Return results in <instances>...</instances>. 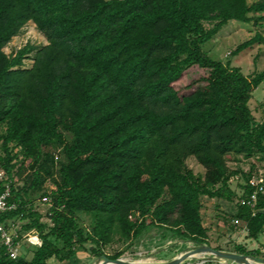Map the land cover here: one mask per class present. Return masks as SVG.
<instances>
[{
    "label": "trees",
    "instance_id": "trees-1",
    "mask_svg": "<svg viewBox=\"0 0 264 264\" xmlns=\"http://www.w3.org/2000/svg\"><path fill=\"white\" fill-rule=\"evenodd\" d=\"M232 21L263 25L264 0H0V169L17 205L0 223L21 225L25 250L12 259L0 242V264L65 263L79 252L115 260L150 228L210 246L202 199L233 201L238 176L232 218L251 240L264 234V194L255 215L240 203L253 192L255 165L247 173L228 165L264 161V120L250 108L264 70L246 76L204 50ZM30 22L48 44L7 54ZM195 68L205 75L177 86ZM44 199L46 221L36 209ZM115 243L124 250L106 255Z\"/></svg>",
    "mask_w": 264,
    "mask_h": 264
},
{
    "label": "rangeland",
    "instance_id": "rangeland-1",
    "mask_svg": "<svg viewBox=\"0 0 264 264\" xmlns=\"http://www.w3.org/2000/svg\"><path fill=\"white\" fill-rule=\"evenodd\" d=\"M260 0H248L249 4H253ZM210 27V25H207ZM260 34L264 39V24L256 26L253 23L244 24L236 21L230 22L225 26L220 33L212 41L204 46V50L215 60L222 61L227 64L230 63L232 67L240 68L246 76H252L257 72L264 70V40L256 43L251 48L242 51L238 55H234L233 52L244 42L256 37ZM48 44L47 39L37 29L33 22L28 23L22 32L15 37L12 42L6 47L5 52L9 55L15 54L25 46H31L33 48H41ZM34 51L26 60L25 67L31 68L33 65ZM205 75V72L200 69H193L186 75L177 86H182L190 79L199 78ZM250 108L258 122L264 120V83L253 93V97L250 101ZM232 170H243L249 172L252 165H255L253 172V178H264V161L258 158H253L242 162L230 161L228 163ZM187 166L194 171L197 175H203L205 173L204 168L197 162L195 158H189L187 160ZM242 182L240 176L235 177L231 186L237 193V197L233 201L224 199H209L203 198V225L209 230V246L215 250L222 252H235V246L244 244L249 251L260 250L262 257L257 259H264V234L260 236L258 240H251L248 237V228L246 224L233 220V216L238 211V202L243 192L238 187ZM46 199L38 200L36 202V209L44 216L46 221V214L49 211V206L46 203ZM82 223L88 230H92V219L88 215L83 214L80 216ZM14 223L13 221L10 222ZM20 227L21 225L18 224ZM17 228V230L19 229ZM165 232L157 228H150L147 230L140 239L134 242V246L126 250L121 258L128 261H143L148 263H162L161 259L171 258L179 256L185 253L186 250H193V248L200 245L194 243H184L176 238L166 237ZM35 237V236H31ZM166 237V238H165ZM29 238H27L28 240ZM34 244L36 245L37 238H34ZM243 246V245H242ZM30 247V246H29ZM122 244L115 243L105 248L106 255L113 256L117 252L123 251ZM24 246L21 248V254H24ZM236 253V252H235ZM31 257V255H30ZM206 258L209 255L204 256ZM252 257V256H251ZM256 258V257H254ZM102 258H92L90 254L86 252H79L77 257L71 261L63 264H98ZM224 260V259H222ZM186 262L203 263L206 262L204 258L189 259Z\"/></svg>",
    "mask_w": 264,
    "mask_h": 264
},
{
    "label": "built area",
    "instance_id": "built-area-1",
    "mask_svg": "<svg viewBox=\"0 0 264 264\" xmlns=\"http://www.w3.org/2000/svg\"><path fill=\"white\" fill-rule=\"evenodd\" d=\"M250 185L253 188V192L247 199L241 200V205H247L253 209V215L256 214L257 204L260 195L264 194V178L255 177L250 181ZM12 199V189L11 184L8 182L7 174L4 170L0 169V216L8 212H13L17 209V205L11 202ZM238 222V221H237ZM15 223H0V242L5 246L8 255L12 259H17L20 255V245L17 243L18 230ZM38 241L36 245L40 244V240L35 236ZM29 237L28 242L34 244V238ZM204 263V262H203ZM199 263V264H203Z\"/></svg>",
    "mask_w": 264,
    "mask_h": 264
},
{
    "label": "water",
    "instance_id": "water-1",
    "mask_svg": "<svg viewBox=\"0 0 264 264\" xmlns=\"http://www.w3.org/2000/svg\"><path fill=\"white\" fill-rule=\"evenodd\" d=\"M195 254H201V255H209L208 258L205 257V260H229L236 264H264V259H257L251 256L241 255L238 253H230V252H222L215 250L209 246L206 245H200L198 247L193 248V250H186L185 253L180 254L177 256L174 260L169 262H162L157 264H183L189 259H195L197 256ZM103 260L102 264H137L141 262L140 264H154V263H148L143 261H134V262H128V260L124 258H119L112 260L106 256L102 257V259L99 260L101 262Z\"/></svg>",
    "mask_w": 264,
    "mask_h": 264
},
{
    "label": "crops",
    "instance_id": "crops-1",
    "mask_svg": "<svg viewBox=\"0 0 264 264\" xmlns=\"http://www.w3.org/2000/svg\"><path fill=\"white\" fill-rule=\"evenodd\" d=\"M243 246H245L244 244H241ZM246 247V246H245ZM247 248V247H246ZM231 252V251H230ZM235 253V252H234ZM177 257V255H176ZM175 257V258H176ZM174 257H171V258H164V259H161L162 262H169V261H172L175 259ZM205 259V257H203ZM49 264H63V263H60L59 261H57L56 259H51L49 261ZM183 264H193L192 262H185ZM195 264H199V263H195ZM203 264H236V263H233L232 261H229V260H222V259H219V260H206V262H204Z\"/></svg>",
    "mask_w": 264,
    "mask_h": 264
},
{
    "label": "bare ground",
    "instance_id": "bare-ground-1",
    "mask_svg": "<svg viewBox=\"0 0 264 264\" xmlns=\"http://www.w3.org/2000/svg\"><path fill=\"white\" fill-rule=\"evenodd\" d=\"M195 256H197V258H203L205 255H201V254H195ZM127 260V259H126ZM128 262H131V261H128ZM103 263V260L101 262H98V264H102ZM141 262L137 263V264H140ZM108 264H111V263H108Z\"/></svg>",
    "mask_w": 264,
    "mask_h": 264
}]
</instances>
